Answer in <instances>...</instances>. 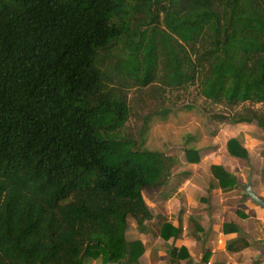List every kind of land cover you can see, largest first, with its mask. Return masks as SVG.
Returning <instances> with one entry per match:
<instances>
[{"label": "trees", "instance_id": "16d2710c", "mask_svg": "<svg viewBox=\"0 0 264 264\" xmlns=\"http://www.w3.org/2000/svg\"><path fill=\"white\" fill-rule=\"evenodd\" d=\"M153 84L264 107V0H0V264L138 263L128 220L145 230L174 165L124 135Z\"/></svg>", "mask_w": 264, "mask_h": 264}, {"label": "rangeland", "instance_id": "374dc122", "mask_svg": "<svg viewBox=\"0 0 264 264\" xmlns=\"http://www.w3.org/2000/svg\"><path fill=\"white\" fill-rule=\"evenodd\" d=\"M127 102L130 113L124 135L133 141L137 148L157 152L174 160L165 184L177 170L176 165L181 161L186 163V149L196 152L194 164L202 163L198 169L199 173L208 179H204L205 182L202 184L205 186L201 188L202 192H197L192 200L196 202L194 210L203 214L207 221L202 227L207 233L206 239H202L204 245L213 234L219 233L221 228L224 230L228 227L235 228L238 225L236 221L248 219L249 216L244 213L248 209L260 210L245 197L242 187L251 184L255 194L264 200V131L255 121L249 124L236 122L241 118L261 114L263 106L242 104L230 108L204 99L196 86L174 90L166 89L159 84H153L151 88L143 90L131 89L127 94ZM232 139H238L241 147L247 152V159L229 154L227 144ZM218 168L233 177L232 184L226 181L219 182L215 177L217 172L215 169ZM229 171L239 173L241 176L238 179ZM208 185L214 187L211 192L206 190ZM161 187L143 192L146 204H150ZM243 203L249 205L246 210L240 208ZM176 208L170 207L168 211L172 212L169 216L175 219L180 211L184 213L183 209ZM252 225L253 220H250V224L242 228L243 231H252L250 230ZM140 234L134 221L129 219L126 240L141 249L142 255L143 243L146 242L140 241L138 236ZM251 243L254 254L251 252L245 258L242 257L238 263L264 264V246ZM180 249H177L176 255L180 260H187L186 249L183 247ZM208 261L207 254H203L200 264ZM90 264L104 263L97 257L92 258Z\"/></svg>", "mask_w": 264, "mask_h": 264}, {"label": "crops", "instance_id": "0c3cea01", "mask_svg": "<svg viewBox=\"0 0 264 264\" xmlns=\"http://www.w3.org/2000/svg\"><path fill=\"white\" fill-rule=\"evenodd\" d=\"M201 164H189L182 161L178 163L175 167L177 170L172 174L169 182L161 187L150 204H147L151 219L145 223V230L138 235L140 241L146 244L143 243L144 251L137 264H200L205 253L209 259L208 262L212 264H239L242 257L245 258L251 252L254 254L251 242L264 246V211L262 209H248L244 212L249 216L248 219L236 221L238 225L235 228L228 227L226 230L221 228V231L213 234L204 245L207 233L202 230V227L207 224V221L203 214L194 210L196 202L192 200L197 192H202L201 188L205 186L202 182L208 179L199 173ZM229 172L238 179L241 176L239 173ZM212 189L214 187L208 185L206 190L211 192ZM220 191L225 190L220 189ZM248 206V203H243L240 208L243 207L246 210ZM170 207L183 209L184 213L180 211L175 219L169 216L172 214L168 212ZM250 220H253L252 229H250L252 231H243L242 228L248 226ZM163 225H170L173 229L179 230V234L170 237L172 233L166 231L164 236L169 238L163 239L161 236ZM239 240L242 242L237 244ZM202 243L203 247H201ZM243 244L245 248H240ZM229 245L234 248L227 249ZM182 247L186 249L187 260H180L176 255L177 249Z\"/></svg>", "mask_w": 264, "mask_h": 264}, {"label": "water", "instance_id": "95a60500", "mask_svg": "<svg viewBox=\"0 0 264 264\" xmlns=\"http://www.w3.org/2000/svg\"><path fill=\"white\" fill-rule=\"evenodd\" d=\"M242 188H243L246 198L250 199L255 205H257L260 209L264 211V200L260 199L255 194V192L253 191L252 185L247 184V185H244Z\"/></svg>", "mask_w": 264, "mask_h": 264}, {"label": "built area", "instance_id": "2783aa9c", "mask_svg": "<svg viewBox=\"0 0 264 264\" xmlns=\"http://www.w3.org/2000/svg\"><path fill=\"white\" fill-rule=\"evenodd\" d=\"M205 264H212L211 262H207V263H205Z\"/></svg>", "mask_w": 264, "mask_h": 264}]
</instances>
